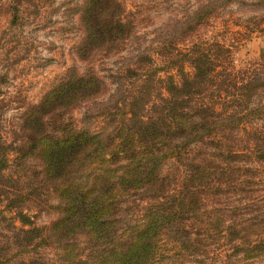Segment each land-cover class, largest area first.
<instances>
[{"label": "trees", "instance_id": "16d2710c", "mask_svg": "<svg viewBox=\"0 0 264 264\" xmlns=\"http://www.w3.org/2000/svg\"><path fill=\"white\" fill-rule=\"evenodd\" d=\"M236 1L196 0L188 14L161 31L179 39L165 41L172 47L185 41ZM5 5L15 21L17 4L0 0V8ZM76 13L81 35L73 50L87 66L68 67L24 110L11 158L0 144V229L9 233L0 231V264L42 246L54 247L64 264H157L197 254L221 236L232 248L230 262L264 258V218H239L217 205V198L209 208L206 203L223 192L218 174L245 175L251 170L247 162H264L262 131L251 127L252 144L240 149L224 139L264 113L257 101L264 73L237 81L221 62L229 59V48L197 39L175 49L162 66L137 47L133 65L110 74L112 90L90 63L116 43L135 41L134 23L121 0H83ZM161 70L168 72L163 78L157 76ZM126 81L133 85L127 91ZM82 103L94 105L95 112L73 121L70 115ZM96 116L99 127L93 126ZM181 167L182 184L176 186ZM9 168L15 177L5 173ZM133 194L139 200L131 208ZM30 210H51L53 217L37 224Z\"/></svg>", "mask_w": 264, "mask_h": 264}, {"label": "rangeland", "instance_id": "374dc122", "mask_svg": "<svg viewBox=\"0 0 264 264\" xmlns=\"http://www.w3.org/2000/svg\"><path fill=\"white\" fill-rule=\"evenodd\" d=\"M27 1L13 0L18 8L15 21L6 5L0 8V144L7 145L9 158L13 156L11 146L18 143V123L24 110L37 104L44 93L61 79L68 67L75 66L82 70L87 66L76 57L73 50L81 35L76 7L83 0ZM121 1L126 15L134 23L136 40L116 43L110 50L96 54L90 63L105 78L112 90L115 83L112 82L110 74L123 73L127 64L132 66L130 56L137 47L146 49L153 58V65L162 66L175 49H183L197 39L208 43L217 41L229 48V61L221 59V62L231 72L230 76L234 75L237 81L239 77L253 72L264 73V0H237L219 8L194 35L183 42L179 41L173 47L165 39L176 41L179 37H170L161 31L167 24L188 14L195 7L196 0ZM1 2L8 4L7 1ZM185 69L188 70L189 65L186 64ZM169 72L174 74L175 69ZM167 73L161 70L157 76L163 78ZM123 87L127 91L133 85L126 81ZM129 92L131 91L127 93ZM257 101L264 103V89L260 91ZM93 107L90 103H82L70 116L73 121L79 122L86 111L95 112ZM100 120L99 116L94 117L93 126L99 127ZM250 120L244 123L238 133L225 135L224 139L231 142L227 144L229 147L240 149L247 142L252 144V140L247 141L250 140L248 137L252 133L251 127L264 133V113ZM210 152L206 154L209 155ZM250 164L251 170L245 175L244 171L238 170L229 171L224 176L218 174L224 193H219L220 195L214 196L208 202L205 200L208 208L215 204L217 198V205L228 208L229 212L236 213L239 218L251 215L264 218V162L252 159L247 162V165ZM6 172L13 177L17 173L13 168L5 170ZM183 174L181 167L176 186L182 184ZM138 200V196L133 194L127 203L132 208V204ZM51 212L30 210L28 213L33 215L32 218L37 224H47L53 217ZM3 223L2 227L6 228L8 221ZM0 231L9 234L5 229L1 228ZM225 239L224 236L212 239L197 254L177 257L172 255L157 264H259L263 261L262 256L230 262L228 255L232 248ZM204 248L206 252H202ZM30 258L41 262L40 264H64L58 259L52 246H42L36 252L13 257L8 264H20V260L23 262Z\"/></svg>", "mask_w": 264, "mask_h": 264}]
</instances>
